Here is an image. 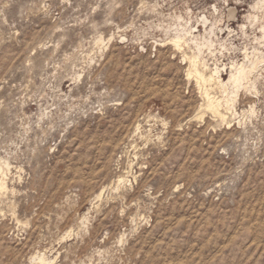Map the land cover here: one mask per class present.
<instances>
[{
  "label": "rangeland",
  "instance_id": "1",
  "mask_svg": "<svg viewBox=\"0 0 264 264\" xmlns=\"http://www.w3.org/2000/svg\"><path fill=\"white\" fill-rule=\"evenodd\" d=\"M256 1L0 0V264H264V71L221 124L164 41L207 16L210 65L264 53Z\"/></svg>",
  "mask_w": 264,
  "mask_h": 264
},
{
  "label": "bare ground",
  "instance_id": "2",
  "mask_svg": "<svg viewBox=\"0 0 264 264\" xmlns=\"http://www.w3.org/2000/svg\"><path fill=\"white\" fill-rule=\"evenodd\" d=\"M252 10L255 13L262 12L264 14V0H257L252 6ZM213 13H217L216 7H213ZM234 14L235 11L230 10L227 16L228 19H234ZM247 20L250 24L259 22L258 16L251 15V13L247 16ZM217 23L215 19L211 22L207 16H201L195 22L191 17L176 16L173 24L167 29L164 41H166V46H170L171 49L180 53L181 62L187 66L185 76L195 82V86H197V90L203 99L200 108L204 112L212 114L221 124L229 125L231 121H228L227 115L231 116L232 119L239 116L235 111L238 95L240 93L256 95L258 92L259 77L264 71V53L258 47H253L252 51L244 50L241 62L231 60L232 62L229 65H218L216 61L210 65L211 62L209 63L207 58L208 56L215 58L214 50L216 46L228 53L231 50L227 48V41L222 35L226 32L227 35L234 33V30L228 26L220 28ZM200 27L203 29V34L200 33ZM239 28L240 32L245 35V24ZM258 32L260 36H255L253 41L259 47H264V25L259 26ZM159 47L165 46L159 45ZM232 51H234V48ZM224 76L227 78L224 79ZM215 93L218 96H215ZM244 114H254V107L250 106L247 111L241 112V116ZM202 116L203 114L199 116V119ZM237 124L241 125L242 123L238 120ZM140 129V126L137 125L134 131L138 132ZM8 168V163L0 159V195L6 191L4 170H8ZM122 182V179L118 180L119 184ZM101 194L102 192L98 193L97 198H100ZM33 260L39 264L48 262L43 255L35 256Z\"/></svg>",
  "mask_w": 264,
  "mask_h": 264
}]
</instances>
